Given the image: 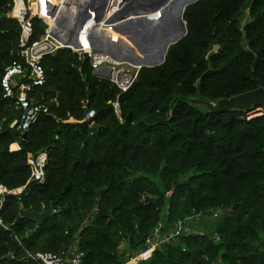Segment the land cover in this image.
Returning a JSON list of instances; mask_svg holds the SVG:
<instances>
[{
	"label": "trees",
	"instance_id": "trees-1",
	"mask_svg": "<svg viewBox=\"0 0 264 264\" xmlns=\"http://www.w3.org/2000/svg\"><path fill=\"white\" fill-rule=\"evenodd\" d=\"M40 5L51 23L58 4ZM12 8L0 0V76L20 57ZM183 19L186 35L162 64L142 66L125 92L95 76L87 55L67 47L44 55L46 81L30 96L49 111L24 135L9 126L17 110L0 86V184L25 185L0 210L8 227L0 225V264L73 250L82 264H125L148 239L197 215L213 217L206 231L181 229L136 264H264V109L249 115L256 106L215 112L206 104L264 87V0H197ZM32 21L33 42L45 24ZM88 27L79 34L85 46ZM43 152L38 183L27 156ZM47 207L56 212L42 224L19 215Z\"/></svg>",
	"mask_w": 264,
	"mask_h": 264
},
{
	"label": "built area",
	"instance_id": "built-area-1",
	"mask_svg": "<svg viewBox=\"0 0 264 264\" xmlns=\"http://www.w3.org/2000/svg\"><path fill=\"white\" fill-rule=\"evenodd\" d=\"M21 3L22 5L17 10L12 9L10 13V16L17 19L20 24V33L18 38L20 57L8 64L5 67L3 74L0 76V86L3 90V96L10 99L12 98L14 107L17 110V117L9 124L11 128H15L24 135L28 131L29 127L37 121L41 114L49 111L48 106L45 103H38L35 101L33 97L30 96V92L34 86L42 85L46 81L45 69L42 66L41 58L46 54L53 53L58 48H70L72 51L77 52L80 57L87 55L90 58L93 72L100 70L101 76L98 77L110 80L121 92H125L133 86L142 67L140 64L118 61L106 53L93 52L87 37V32L85 34V39L88 42V46L83 45L80 40L79 42L81 43V46L79 47L62 42L52 35L56 21L53 25H49L46 16H42L40 13L35 12L32 7L26 6L23 1ZM122 3L123 0H107L101 19L97 23L93 21L91 26L93 24H97L100 30L109 32L112 29V26L115 25V23L109 21V19L117 10L121 8ZM67 11L71 14V12L75 11V6L73 4L70 5V8ZM60 14L58 16L59 19ZM89 14L90 19L94 20V10L89 9ZM32 16H36L41 19L45 24L44 34L38 40L33 42L31 41L34 34ZM86 25H84L81 32L84 30ZM58 33L61 34L59 31ZM112 104L115 112L119 113L118 99L116 98ZM263 109L264 107L255 113H262ZM253 112L254 110L252 113ZM93 114L94 112L92 110L88 111L86 118L92 117ZM45 162V152L36 156L31 153L28 154L27 163L30 166L31 171L29 180L38 183H43L45 181ZM24 189L25 185L18 188H9L0 184V210L8 195H18ZM0 225L6 229L8 228L3 222L1 216ZM185 228L186 227L183 224V221L178 220L177 226L173 232L157 239H148L146 249H144L143 252L141 251L125 264H128L130 261L133 262L132 264H136L140 259L141 254H147L154 251L159 243L169 240L172 236L179 234L181 229ZM27 255L28 258L36 261L38 264H82V253L77 250H73L72 256L69 258H67L64 252L53 253L37 251L34 253L27 252Z\"/></svg>",
	"mask_w": 264,
	"mask_h": 264
},
{
	"label": "water",
	"instance_id": "water-1",
	"mask_svg": "<svg viewBox=\"0 0 264 264\" xmlns=\"http://www.w3.org/2000/svg\"><path fill=\"white\" fill-rule=\"evenodd\" d=\"M196 1L123 0L121 8L109 19L115 23L109 32L100 30L97 24H93L87 30V37L92 50L93 52L106 53L118 61L140 64L141 66L154 67L162 64L169 47L186 35L184 11L187 6ZM106 3L107 0H98L96 3L87 0L83 7H75V11L70 14L67 11L70 8L68 2L60 14V19L56 20L52 35L64 43L72 44L75 47L81 46L79 34L90 19L89 9L94 10L95 18L93 21L97 23L102 17ZM154 13H158V17H152L151 15ZM58 31L63 35L59 34ZM243 43L246 44L245 36H243ZM218 48L219 45H213L207 54L209 69L212 68L210 57ZM247 52L252 54L250 51ZM93 73L95 76H101L100 70ZM230 99L234 101L225 106L215 107L211 103L206 104L215 112L229 108L247 109L253 104L256 106V109H253V113H255L264 107V87ZM219 101L222 102L223 100ZM92 126L98 128V125L93 124ZM55 212L51 207L41 211L22 208L19 215L27 216L38 224H42Z\"/></svg>",
	"mask_w": 264,
	"mask_h": 264
},
{
	"label": "rangeland",
	"instance_id": "rangeland-1",
	"mask_svg": "<svg viewBox=\"0 0 264 264\" xmlns=\"http://www.w3.org/2000/svg\"><path fill=\"white\" fill-rule=\"evenodd\" d=\"M33 1L36 2V0H26L25 1V5L28 6V7H31L32 3H35ZM37 1H39V0H37ZM52 2L53 1H49V0L47 1V3H52ZM58 6H59L58 8L60 9V12L59 13L57 12L56 14H53V16L51 18V25H53V23L56 20H58L59 14L62 13V11L64 10L63 7L60 4H58ZM52 7L54 8V11H57L58 10V8H56L55 5H53ZM41 9H43L42 6H41ZM232 101H234V100L233 99H230V100H223L222 102L218 101L213 106H215V107H217V106H225V105L231 104ZM252 106H255V105L252 104ZM253 109H256V107H254ZM253 109L251 111H249L250 112L249 115L257 114V113H252ZM12 149H15V148L12 147ZM212 218L213 217L210 216V215H203V216L202 215H197V216H194V217H192V218H190V219H188L186 221V223H185V227L186 228L185 229L186 230H197V231L201 230V231H206L208 229V225H210L211 222H212Z\"/></svg>",
	"mask_w": 264,
	"mask_h": 264
},
{
	"label": "crops",
	"instance_id": "crops-1",
	"mask_svg": "<svg viewBox=\"0 0 264 264\" xmlns=\"http://www.w3.org/2000/svg\"><path fill=\"white\" fill-rule=\"evenodd\" d=\"M24 2L25 3V0H13V8L12 9H18L21 5H22V3L21 2ZM45 1H48V0H45ZM44 0L42 1V0H40L39 1V3H38V7L41 9V3L42 2H45ZM49 1H53L54 3H57V4H60L62 7H63V9H64V7H65V5L67 6V4H68V2H69V4L70 3H72V4H78L79 2H80V0H77V2H73L74 0H69V1H65L63 4H61L60 3V1L59 0H49ZM63 1V0H62ZM72 1V2H71ZM33 2H35V1H33ZM36 2H37V0H36ZM16 4H17V6H16ZM33 4L34 3H32V5H31V7H32V9L35 11V12H37V10H36V8H35V6H33ZM48 7V6H47ZM12 11V10H11ZM11 11L9 12V15H10V13H11ZM60 12V11H59ZM38 13V12H37ZM49 25H51V23H49ZM13 144H16V148L15 149H18L20 146H19V144L18 143H13ZM10 148H11V146H10ZM12 149V148H11ZM67 258H69V256L67 257Z\"/></svg>",
	"mask_w": 264,
	"mask_h": 264
},
{
	"label": "bare ground",
	"instance_id": "bare-ground-1",
	"mask_svg": "<svg viewBox=\"0 0 264 264\" xmlns=\"http://www.w3.org/2000/svg\"><path fill=\"white\" fill-rule=\"evenodd\" d=\"M40 1V0H39ZM39 1H37V2H35L34 4H33V6H35V8H36V10H37V12L38 13H40L42 16H46V11H44L43 9H40L39 7H38V3H39ZM60 1V3L61 4H63L65 1H69V0H59ZM86 1L87 0H80V5L78 6V7H83L85 4H86ZM93 2H97L98 0H92ZM72 2V1H71ZM73 2H77V0H74ZM71 4V3H70ZM75 7H77L76 5H74ZM152 17H154V18H156V17H158V13H154V14H152L151 15ZM46 18H47V16H46ZM47 20H48V18H47ZM92 22H93V20L92 19H89L88 20V22H87V24L89 25V27L91 26V24H92ZM89 27H88V29H89ZM87 29V30H88ZM16 148L17 146H16V144H12L11 145V148ZM133 262L132 261H130L128 264H132Z\"/></svg>",
	"mask_w": 264,
	"mask_h": 264
}]
</instances>
